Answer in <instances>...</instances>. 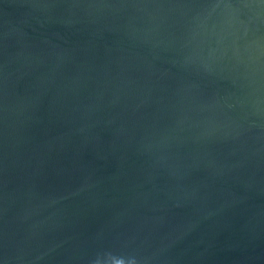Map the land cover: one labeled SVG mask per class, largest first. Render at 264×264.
I'll use <instances>...</instances> for the list:
<instances>
[{
    "label": "water",
    "instance_id": "1",
    "mask_svg": "<svg viewBox=\"0 0 264 264\" xmlns=\"http://www.w3.org/2000/svg\"><path fill=\"white\" fill-rule=\"evenodd\" d=\"M0 264H264V0H0Z\"/></svg>",
    "mask_w": 264,
    "mask_h": 264
}]
</instances>
